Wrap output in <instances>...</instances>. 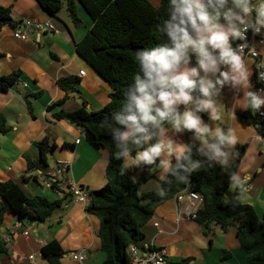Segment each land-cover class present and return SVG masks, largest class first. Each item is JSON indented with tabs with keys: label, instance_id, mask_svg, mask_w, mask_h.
Here are the masks:
<instances>
[{
	"label": "crops",
	"instance_id": "crops-1",
	"mask_svg": "<svg viewBox=\"0 0 264 264\" xmlns=\"http://www.w3.org/2000/svg\"><path fill=\"white\" fill-rule=\"evenodd\" d=\"M56 15L45 12L36 0H0V5L10 8L15 26H5L0 31V77L19 73L17 83L7 91H0V114L4 117L8 131L0 133V182L11 181L18 185L28 198L42 197L61 201V206L43 224H32L7 213L0 224V240L9 243L7 252L0 254V264H47L41 257V247L54 240L64 254L61 264H102L98 238L99 221L85 212V205L74 201L68 187L74 185L88 191L101 189L106 185L105 170L108 152L91 148L82 131L65 120L53 122L51 116L60 110L71 112L86 104L89 111L100 110L109 102V86L75 52V44L82 40L92 21L85 11L75 4V24L66 10V0ZM154 8L160 0H147ZM36 24H49L52 29L38 30ZM14 33L25 34L24 40L15 39ZM255 43L260 58L264 60V35ZM255 61L244 58V67L249 73L247 83L235 88L225 86L218 97L223 118L210 121L208 113L202 119L209 124L231 127L237 137L235 144L226 150L228 170L233 162L237 146L248 142L237 173L248 177L244 194L249 195L243 204H250L259 218L264 217V137L257 130L243 109V94L253 88ZM84 72L83 76L79 72ZM65 77H75L73 93L65 94L56 82ZM64 99L62 104H53ZM30 105V111L27 108ZM264 110V106L261 107ZM235 111L236 118L231 117ZM264 125V124H263ZM171 135V133H169ZM264 136V135H263ZM48 140L46 163L39 156L34 144ZM173 139L178 147L181 143L199 146L191 132L178 134ZM76 140H79L76 143ZM171 151V148H169ZM135 153L133 152L132 155ZM28 160L34 167L28 169ZM67 164V172L59 174L58 166ZM126 169L137 180L145 165H136L132 159L124 160ZM152 178L143 182L139 192L158 191L161 169L151 170ZM55 173V176H53ZM54 184L58 190L47 187ZM238 199L242 190L230 183ZM228 189V190H229ZM227 190V191H228ZM175 197L158 205L151 219L141 229L142 243L153 244L166 252L165 264L191 258L190 264H248L239 249L234 229L222 231L214 224L208 227L198 225L192 219L178 216L179 208ZM157 223L158 228L153 224ZM20 229L14 231L15 225ZM28 232L27 236L23 232ZM81 253L83 262H75L71 254ZM31 257V259H30Z\"/></svg>",
	"mask_w": 264,
	"mask_h": 264
},
{
	"label": "trees",
	"instance_id": "trees-1",
	"mask_svg": "<svg viewBox=\"0 0 264 264\" xmlns=\"http://www.w3.org/2000/svg\"><path fill=\"white\" fill-rule=\"evenodd\" d=\"M48 14L56 15L62 7L61 0H36ZM85 11L92 21L81 41L75 44V52L110 88L109 102L100 110L89 111L83 103L71 112L60 110L51 116L53 122L62 120L79 128L87 144L95 149L108 152L105 170L106 185L101 189L88 191L91 201L85 207L88 215L99 221L98 238L100 252L104 256L102 264H130L127 253L129 246L139 247L144 240L141 229L153 216L155 208L175 197L182 190L197 192L203 202L192 219L201 226L216 225L222 231L234 229L239 249L248 264H264V217L257 216L250 205L238 201H224V194L230 186L229 176L239 168L240 161L248 142L237 146L233 152V162L228 170L220 166L203 165L192 172L186 182L170 180L160 183L158 191L139 192L140 185L152 178L148 169H159L156 165L145 166L143 172L133 181L126 169L124 160L117 159L112 135L116 127L113 114L119 110L123 93L131 84L137 65L134 51L150 49L162 41L157 25L166 19L168 0H160L154 8L147 0H66V10L73 23H80L76 6ZM5 26H15L10 8L0 5V31ZM19 73L0 77V91H7L18 81ZM78 83L75 77L58 79L56 84L65 94L73 93ZM64 99L53 104H62ZM30 111V105L27 103ZM248 116L254 125V118ZM8 131L6 121L0 114V133ZM190 145H193L189 143ZM39 156L46 163V153L50 147L48 140L34 144ZM194 159L197 155L193 146ZM28 169L34 164L28 160ZM53 190H58L54 184ZM82 188V187H81ZM163 188L164 195L159 193ZM235 192H238L235 190ZM61 206V201H48L42 197L28 198L18 185L11 181L0 182V224L7 213L16 215L20 220L27 219L32 224L45 223ZM41 257L47 264H61L63 250L57 241H50L41 247ZM7 252V245L0 240V254ZM191 258L167 264H190Z\"/></svg>",
	"mask_w": 264,
	"mask_h": 264
},
{
	"label": "clouds",
	"instance_id": "clouds-1",
	"mask_svg": "<svg viewBox=\"0 0 264 264\" xmlns=\"http://www.w3.org/2000/svg\"><path fill=\"white\" fill-rule=\"evenodd\" d=\"M157 31L160 43L134 51L137 72L113 114L112 142L117 159L156 165L162 183H183L205 164H228L226 149L237 141L233 128L209 124L202 114L210 121L223 118L218 99L223 88L248 82L244 56L258 53L246 34L264 35V0H168ZM259 64L264 69V60ZM258 79L264 81V71H258ZM242 99L243 109L256 112L264 106V89L250 86ZM184 132H191L199 146L177 147L173 137ZM193 146L203 159L193 158ZM247 180L236 172L229 176L242 191ZM159 194H165L163 188Z\"/></svg>",
	"mask_w": 264,
	"mask_h": 264
},
{
	"label": "built area",
	"instance_id": "built-area-1",
	"mask_svg": "<svg viewBox=\"0 0 264 264\" xmlns=\"http://www.w3.org/2000/svg\"><path fill=\"white\" fill-rule=\"evenodd\" d=\"M34 28L38 30H42L43 28L52 29L51 25L49 24H36ZM259 35H254L251 31H249L246 34V40L247 43L255 47V43L257 41H261L258 37ZM13 37L15 39L24 40L26 38L25 34L21 33H14ZM242 42L236 41V44H240ZM235 46V45H234ZM245 59L249 58L255 61L254 66V84H253V90H261L264 89V81H259L258 79V71H264V69H259L260 67V58L257 54L256 57H250L245 54ZM259 69V70H258ZM80 76L84 75V72H79ZM252 117L254 118V128L257 130V135L260 134L261 130L264 129V110L261 108L258 111H251ZM262 137H264L262 135ZM79 140H76V143H78ZM67 164H61L58 166L59 174H64L67 172ZM55 176V173L54 175ZM47 187H51L50 184L46 185ZM68 190L70 194L72 195L74 201L77 203H80L82 205H88L91 201L90 197L88 196L87 190L78 186L69 185ZM175 200L178 203L185 202L184 207L179 208V214L178 216H184L188 219H193L195 217V214L197 210L201 207L203 199L200 194L197 192H188L186 190H182L179 193L175 195ZM154 228H158V224H153ZM20 229V226L17 224L14 227V231H18ZM28 232H23L24 236H27ZM6 244L9 243L8 240L5 241ZM127 253L130 258V264H165V257L166 252L163 249L157 250L153 244H146L142 243L139 245V247L132 245L129 246L127 249ZM70 258L75 262H83L86 260V257L82 255L81 253H75L71 254ZM31 259V257H30Z\"/></svg>",
	"mask_w": 264,
	"mask_h": 264
},
{
	"label": "rangeland",
	"instance_id": "rangeland-1",
	"mask_svg": "<svg viewBox=\"0 0 264 264\" xmlns=\"http://www.w3.org/2000/svg\"><path fill=\"white\" fill-rule=\"evenodd\" d=\"M260 134L261 135H264V129L261 130ZM240 193H241V196H240L239 200L238 199H234V197L236 198V197H238V195L235 194L234 188L232 187L227 192H225V194H224V201L227 202V201H230V200H235V201H238L241 204H243L242 201L243 200H246L245 198H248L249 195L244 194L243 191L240 192ZM246 205H248V204H246ZM25 221H27V219H25ZM36 225H38V224H36Z\"/></svg>",
	"mask_w": 264,
	"mask_h": 264
}]
</instances>
